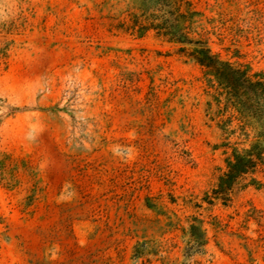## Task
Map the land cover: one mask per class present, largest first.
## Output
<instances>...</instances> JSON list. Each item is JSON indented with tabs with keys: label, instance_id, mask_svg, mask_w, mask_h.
<instances>
[{
	"label": "rangeland",
	"instance_id": "1",
	"mask_svg": "<svg viewBox=\"0 0 264 264\" xmlns=\"http://www.w3.org/2000/svg\"><path fill=\"white\" fill-rule=\"evenodd\" d=\"M193 3L215 53L264 73V0ZM110 4L0 0V22L24 21L0 35V48L15 41L0 67V153L19 164L15 188L0 175V264H264V166L227 203L215 194L252 130L196 61L118 29Z\"/></svg>",
	"mask_w": 264,
	"mask_h": 264
},
{
	"label": "trees",
	"instance_id": "2",
	"mask_svg": "<svg viewBox=\"0 0 264 264\" xmlns=\"http://www.w3.org/2000/svg\"><path fill=\"white\" fill-rule=\"evenodd\" d=\"M110 10L119 12L124 18H117L116 27L124 32L144 37L154 32L158 38L178 46V50L192 58L203 70L207 82L216 88L220 96V105L237 114L242 135L253 132V139L246 148L233 147L226 160L227 171L220 178L215 194L223 202L230 200L235 185L253 177L264 166V73L254 72L251 66L240 62L223 59L215 53L202 28L204 14L198 11L193 0H113ZM121 6V7H119ZM119 7V8H118ZM110 11V12H111ZM24 27L23 19H10L0 22V35L12 36ZM14 40L8 41L0 48V67L9 57ZM26 163L23 161L22 165ZM19 164L8 154L0 153V175L7 188H15L18 179L14 172ZM12 178L5 180L7 174ZM147 206L154 208L159 215L171 213L154 198H147ZM172 222L174 229L180 227L177 214ZM194 218L190 225V247L199 249L206 244V232L198 227ZM199 231V234H198Z\"/></svg>",
	"mask_w": 264,
	"mask_h": 264
}]
</instances>
